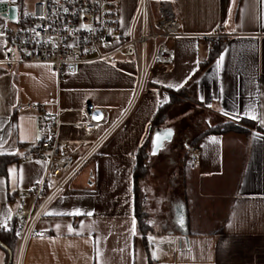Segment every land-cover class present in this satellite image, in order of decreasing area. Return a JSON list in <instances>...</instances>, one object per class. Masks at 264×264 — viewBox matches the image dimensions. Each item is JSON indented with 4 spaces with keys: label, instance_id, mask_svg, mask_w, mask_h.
I'll return each instance as SVG.
<instances>
[{
    "label": "crops",
    "instance_id": "1",
    "mask_svg": "<svg viewBox=\"0 0 264 264\" xmlns=\"http://www.w3.org/2000/svg\"><path fill=\"white\" fill-rule=\"evenodd\" d=\"M150 1L157 9L166 0ZM169 1L186 36L169 42L173 67L151 74L137 95L133 57L88 62L60 81L46 64H23L9 72L1 62L4 33L8 26L16 28L32 5L27 7L28 0L0 2L17 8L15 18L0 12V153L19 157L0 177V227L8 229L16 221L20 201H30L47 167L43 160L30 159L47 131L44 113L28 103L55 113L51 100L59 96L66 122L82 120L79 109L89 103L110 110L108 124L95 130L61 127L69 152L90 158L70 190L39 221L48 235L29 242L23 264H264V0ZM119 2L120 32L126 33L140 0ZM216 28L227 43L196 78L197 98L214 112L248 118L258 127L250 135H208L191 148L195 158L190 157L186 203L165 205L145 195L151 226L145 244L135 214L136 154L153 116L170 100L169 90L187 85L207 59L211 46L204 36ZM121 43L116 39L102 49L110 52ZM168 130L155 134L152 154L171 138ZM158 133L162 146L157 148ZM4 258L1 246L0 264Z\"/></svg>",
    "mask_w": 264,
    "mask_h": 264
},
{
    "label": "built area",
    "instance_id": "2",
    "mask_svg": "<svg viewBox=\"0 0 264 264\" xmlns=\"http://www.w3.org/2000/svg\"><path fill=\"white\" fill-rule=\"evenodd\" d=\"M18 26H8L5 33L4 57L1 60L9 72L23 64H46L60 81L67 74H76L88 62L119 56L133 57L138 66L135 95L143 91L151 74L171 69L175 53L170 40L186 36L182 23L171 1H163L155 9L150 0H140L130 29L120 32L119 0H36L32 9L18 20ZM87 26V27H85ZM225 34L218 28L205 34L211 46ZM116 39L122 43L110 52L103 47ZM51 103L55 113L44 107L28 103L40 109L46 119V136L30 154L31 160H43L47 167L42 178L30 192V201L22 199L16 211L15 230L19 236L16 254L11 264H23L29 242L48 235L38 227L51 204L66 194L76 175L89 161L90 155L77 159L61 137V127L69 124L75 128L95 130L108 124L110 110L93 103L79 109L83 119L66 122L61 114L59 96ZM195 158L193 153L191 156Z\"/></svg>",
    "mask_w": 264,
    "mask_h": 264
},
{
    "label": "trees",
    "instance_id": "3",
    "mask_svg": "<svg viewBox=\"0 0 264 264\" xmlns=\"http://www.w3.org/2000/svg\"><path fill=\"white\" fill-rule=\"evenodd\" d=\"M20 4H23L24 0H18ZM227 39L225 37L220 38L214 44L211 45L210 53L206 60L199 64L194 77L185 86L178 89H170V100L163 104L155 113L151 120V127L149 134L139 147L136 154L137 162L134 170V192H135V214L138 231L143 235L145 244L148 243L147 236L150 232L151 226L148 220V214L144 208V197L142 192V179L148 171V160L152 154L153 141L155 134L161 130L166 129L172 120L170 114L174 108L183 105L189 101L195 104L196 108L205 110L212 116H217V120L206 121V128L197 134L190 143L187 145V149L184 154V158H188L192 147H196L199 141L208 135H219L226 133H239L244 135H250L254 129H257V125L248 118H242L241 120H234L223 116L220 113L214 112L207 108L202 101L197 98L198 83L196 78L200 75L213 61L218 59L220 54L225 48ZM213 118V117H212ZM19 157L13 154H1L0 153V177H6L8 174V167L13 162L17 161ZM183 178H186L184 175ZM187 192V191H186ZM184 193L183 201L186 203V195ZM19 236L15 230V222L6 229L0 227V246H3L5 251V264L10 263L11 256H15Z\"/></svg>",
    "mask_w": 264,
    "mask_h": 264
},
{
    "label": "rangeland",
    "instance_id": "4",
    "mask_svg": "<svg viewBox=\"0 0 264 264\" xmlns=\"http://www.w3.org/2000/svg\"><path fill=\"white\" fill-rule=\"evenodd\" d=\"M27 1V0H26ZM33 8L35 0H28ZM168 127L171 138L148 160V171L143 177L144 195L158 197L163 204H173L183 199L187 191V176L191 168V154L184 158L188 143L206 128L207 120H217L205 110L195 107L191 101L177 106L170 114ZM213 117V118H212ZM186 178H183V176ZM1 250V246H0Z\"/></svg>",
    "mask_w": 264,
    "mask_h": 264
},
{
    "label": "snow or ice",
    "instance_id": "5",
    "mask_svg": "<svg viewBox=\"0 0 264 264\" xmlns=\"http://www.w3.org/2000/svg\"><path fill=\"white\" fill-rule=\"evenodd\" d=\"M0 2H3V0H0ZM85 27H87V26H85ZM222 61H223V57H221L220 60L217 61L218 66L222 63ZM182 86H183V84L180 85V87H182ZM201 99H202V98H201ZM225 114H227V113H225ZM235 118H237V117H236V116H233V119H235ZM252 118L255 119L256 117L253 116ZM160 139H161V137H160V135H159V133H158V134L156 135V138H155V141L157 142V143H156V147H157V148L160 147V146H162L160 143H158V142L160 141ZM154 154H155V151H154ZM49 214H57V215H61V214H63V213H49ZM69 214L71 215V214H79V213H69ZM88 215H91V213H88ZM57 228H59V225H57ZM69 231H72V229H71L70 226H69ZM134 231H135V229L133 228V234H134Z\"/></svg>",
    "mask_w": 264,
    "mask_h": 264
},
{
    "label": "water",
    "instance_id": "6",
    "mask_svg": "<svg viewBox=\"0 0 264 264\" xmlns=\"http://www.w3.org/2000/svg\"><path fill=\"white\" fill-rule=\"evenodd\" d=\"M0 12L7 13L10 18H15L17 16V8L16 7H10L6 8L5 5L0 6ZM13 256H11L10 263H12Z\"/></svg>",
    "mask_w": 264,
    "mask_h": 264
}]
</instances>
